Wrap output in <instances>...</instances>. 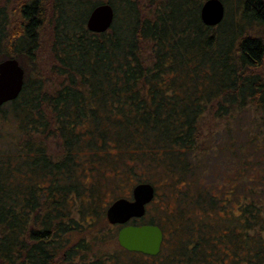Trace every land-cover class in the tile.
<instances>
[{
    "label": "trees",
    "instance_id": "1",
    "mask_svg": "<svg viewBox=\"0 0 264 264\" xmlns=\"http://www.w3.org/2000/svg\"><path fill=\"white\" fill-rule=\"evenodd\" d=\"M203 1L0 0V264H264V0ZM140 182L155 255L106 217Z\"/></svg>",
    "mask_w": 264,
    "mask_h": 264
},
{
    "label": "water",
    "instance_id": "2",
    "mask_svg": "<svg viewBox=\"0 0 264 264\" xmlns=\"http://www.w3.org/2000/svg\"><path fill=\"white\" fill-rule=\"evenodd\" d=\"M225 7L221 0H204L200 7V17L204 24L213 26L224 17ZM113 8L102 3L95 6L88 18L87 28L93 32L107 30L113 20ZM24 70L17 59L7 58L0 61V105L15 99L23 85ZM155 194L149 182L135 184L130 197L114 199L106 209V217L112 224H120L117 232L119 244L127 250L155 255L160 251L163 233L155 224H133V218L144 216L147 204Z\"/></svg>",
    "mask_w": 264,
    "mask_h": 264
},
{
    "label": "flooded vegetation",
    "instance_id": "3",
    "mask_svg": "<svg viewBox=\"0 0 264 264\" xmlns=\"http://www.w3.org/2000/svg\"><path fill=\"white\" fill-rule=\"evenodd\" d=\"M132 221V220H131ZM131 221H130V223H131Z\"/></svg>",
    "mask_w": 264,
    "mask_h": 264
},
{
    "label": "rangeland",
    "instance_id": "4",
    "mask_svg": "<svg viewBox=\"0 0 264 264\" xmlns=\"http://www.w3.org/2000/svg\"><path fill=\"white\" fill-rule=\"evenodd\" d=\"M116 199V198H115Z\"/></svg>",
    "mask_w": 264,
    "mask_h": 264
}]
</instances>
